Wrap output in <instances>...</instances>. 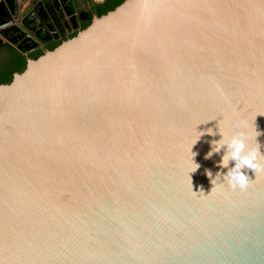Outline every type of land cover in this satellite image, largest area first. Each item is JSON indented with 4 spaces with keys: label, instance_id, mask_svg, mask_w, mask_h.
Returning a JSON list of instances; mask_svg holds the SVG:
<instances>
[{
    "label": "water",
    "instance_id": "water-1",
    "mask_svg": "<svg viewBox=\"0 0 264 264\" xmlns=\"http://www.w3.org/2000/svg\"><path fill=\"white\" fill-rule=\"evenodd\" d=\"M237 131L264 154V0L94 16L0 84V264H264V172L206 174Z\"/></svg>",
    "mask_w": 264,
    "mask_h": 264
},
{
    "label": "flooded vegetation",
    "instance_id": "flooded-vegetation-1",
    "mask_svg": "<svg viewBox=\"0 0 264 264\" xmlns=\"http://www.w3.org/2000/svg\"><path fill=\"white\" fill-rule=\"evenodd\" d=\"M23 1H26V7L20 13L18 19L15 20L19 26L4 27L1 29V34L9 42L3 31L16 27L18 31H11L10 35L17 37L18 43H22L24 38L33 39L36 42V46L29 52L37 51L43 54L49 49L50 45L57 46L65 39L85 28L94 16H98L99 11L108 12V7L115 0H19L21 3ZM2 4H5V2H2ZM4 11L8 19H13L14 11L10 12L8 9H4ZM1 19L2 17L0 16ZM4 23H8V21L5 20ZM41 35L48 39H42ZM37 37L40 39H37ZM8 42H4L0 46V50L4 44H9ZM11 47L14 48L13 46ZM16 50L21 54L24 53L19 51L18 45ZM26 53L27 56L22 54L25 62L28 57V52ZM4 61H10V55L0 52L1 66Z\"/></svg>",
    "mask_w": 264,
    "mask_h": 264
},
{
    "label": "clouds",
    "instance_id": "clouds-1",
    "mask_svg": "<svg viewBox=\"0 0 264 264\" xmlns=\"http://www.w3.org/2000/svg\"><path fill=\"white\" fill-rule=\"evenodd\" d=\"M206 132L209 136H214L216 134L211 128L207 129ZM199 133L198 139L205 134L204 132ZM255 133V138L261 135V133L256 130ZM220 136L221 139L210 141V151L205 158H210L213 154H219L221 149H224V154L217 167L220 169H227V171H218L214 177L210 171L206 173L213 185L212 189L216 186V182L219 181L221 183H227V185L233 189L239 188L244 190L247 188L250 180L246 173L242 171L243 169H249L254 174L264 172V154L261 153V145L256 142L255 148H249L247 145L249 136L245 131H237L230 137H226L221 133ZM192 154V156L195 155V153ZM230 161L234 162L233 167H229ZM193 164L195 168L191 172H194L199 167L198 164L194 162Z\"/></svg>",
    "mask_w": 264,
    "mask_h": 264
},
{
    "label": "trees",
    "instance_id": "trees-1",
    "mask_svg": "<svg viewBox=\"0 0 264 264\" xmlns=\"http://www.w3.org/2000/svg\"><path fill=\"white\" fill-rule=\"evenodd\" d=\"M123 0H115L111 5L108 7V10H112L117 5H119ZM13 0H5V4H1L3 9H8L10 12L13 11ZM5 5V6H4ZM105 12H100L97 14L98 16L104 14ZM11 31H18L16 27L8 28L3 31V34L5 37L11 41L12 43H16L18 45V49L20 52H28V57L31 59H35L38 56L42 55V52H29L31 51L35 46L36 42L31 38H24V41L22 43H18V38L13 37L10 35ZM42 39H48L47 37H43L41 35ZM37 39H40L37 37ZM56 45H50L48 50H51ZM0 52L3 54L10 55V61H4L2 63V66L0 65V84H5L10 82L12 79V75L16 72H21L26 65V62L24 60V56L19 53L16 49L12 48L9 44H4Z\"/></svg>",
    "mask_w": 264,
    "mask_h": 264
},
{
    "label": "crops",
    "instance_id": "crops-1",
    "mask_svg": "<svg viewBox=\"0 0 264 264\" xmlns=\"http://www.w3.org/2000/svg\"><path fill=\"white\" fill-rule=\"evenodd\" d=\"M2 2H4V1L3 0H0V5L2 4ZM26 4H27L26 1H23L22 3L19 2L20 7H22L21 11L26 7Z\"/></svg>",
    "mask_w": 264,
    "mask_h": 264
}]
</instances>
